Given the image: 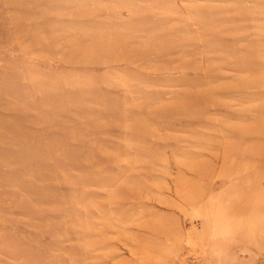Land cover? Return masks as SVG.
<instances>
[{
    "label": "rangeland",
    "instance_id": "rangeland-1",
    "mask_svg": "<svg viewBox=\"0 0 264 264\" xmlns=\"http://www.w3.org/2000/svg\"><path fill=\"white\" fill-rule=\"evenodd\" d=\"M0 264H264V0H0Z\"/></svg>",
    "mask_w": 264,
    "mask_h": 264
}]
</instances>
